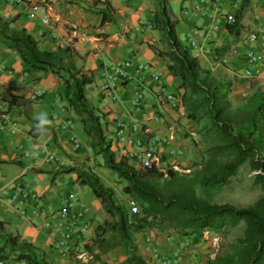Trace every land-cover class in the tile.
<instances>
[{
	"label": "crops",
	"instance_id": "0c3cea01",
	"mask_svg": "<svg viewBox=\"0 0 264 264\" xmlns=\"http://www.w3.org/2000/svg\"><path fill=\"white\" fill-rule=\"evenodd\" d=\"M104 2L109 12L102 22L97 11ZM154 7L153 0H0V16L10 20L14 29L33 36L41 50L66 49L74 65L91 74V83L84 87V97L100 117L115 161L126 159L137 170L139 167L130 154L151 148L162 168L170 166L188 172L199 160L192 145V139L196 142L194 124L184 117L181 81L170 75L169 62L152 50V47L161 48L160 32L152 21ZM168 9L175 21L180 46L196 58L201 69L231 82L229 99L250 98L254 91L264 96V59L258 76L241 75L251 68L244 58L247 50L264 56V0H168ZM227 14L235 20L231 30L228 28L231 24L224 21ZM213 25L217 27L215 30L211 29ZM192 33L195 49L185 43L186 36ZM249 33L257 34L252 46L245 42ZM117 65L129 74H134L140 65L150 70L128 83L118 81L109 95L101 93L107 68ZM152 74L160 75L165 92L172 93L175 101L165 100ZM64 90L51 74H29L17 53L0 48V161L5 162L0 164V221L9 233L37 246L52 264H120L125 259L120 248L101 255L99 261L79 262L71 252L59 254L47 245L48 237L57 239L52 226L60 223L58 232L65 231L59 212L68 193L74 194L87 210L83 223L88 229L83 238L72 233V250L90 245L96 224L108 220L91 192L75 182V174L64 173L65 169L84 164L99 177L102 173L114 179L110 171L99 166L101 159L92 156L78 119L64 103ZM36 91H41V96L34 97ZM136 98L138 102L134 103ZM40 110H46L53 120L52 128L43 138H38L34 130L33 114ZM65 120L70 122L69 131L61 130ZM8 121L16 122L13 135L8 134ZM118 123L134 124L137 131L116 139ZM169 134L172 139L168 144L152 140L167 138ZM69 135L77 140L78 150H72ZM136 141L142 143L139 148ZM40 145L48 147L55 161L43 162L38 153ZM103 184L116 192L110 184ZM118 186L120 189L121 184ZM12 187H19L27 196L19 195L16 202L8 203ZM33 209L39 212L38 216H31ZM20 210L25 211V216L20 215ZM47 221L50 223L45 227ZM206 234L210 233L205 232L200 240L193 242V237L173 233L158 236L149 231L136 235L134 243L150 264H197L199 260L202 264L204 257L200 255L214 245L203 243ZM153 235L155 239H149L145 252L140 251V243L145 244V239ZM188 244L193 248L185 251Z\"/></svg>",
	"mask_w": 264,
	"mask_h": 264
},
{
	"label": "trees",
	"instance_id": "16d2710c",
	"mask_svg": "<svg viewBox=\"0 0 264 264\" xmlns=\"http://www.w3.org/2000/svg\"><path fill=\"white\" fill-rule=\"evenodd\" d=\"M153 1L152 21L160 32L161 48L152 50L169 62L170 75L181 81L184 117L194 124L196 142L192 139V145L199 160L188 172L170 166L163 168L164 174L155 167L135 170L126 159L114 160L100 117L84 97L91 74L76 67L66 49L41 50L33 36L14 29L11 21L1 16L0 48L17 53L29 74L49 73L64 86V103L78 119L92 156L99 157L101 168L110 171L121 184L124 199L84 164L64 170L75 174V182L91 192L108 216V220L96 224L91 243L84 248L90 253L96 251L93 261L120 248L125 254L120 264H150L134 243L135 236L146 231L193 237L194 242L205 232L226 238L237 229L238 235L221 245L206 264H264V96L254 91L244 102L237 99L232 103L231 82L201 69L196 58L180 46L168 0ZM107 9L104 2L97 11L102 22L107 19ZM234 26L235 20L229 30ZM244 164L254 172L253 183L260 186V195L245 207L212 202L213 194L227 185ZM125 199L136 204V213L129 212ZM0 243V258L4 260L52 264L37 246L9 233L3 221Z\"/></svg>",
	"mask_w": 264,
	"mask_h": 264
},
{
	"label": "built area",
	"instance_id": "2783aa9c",
	"mask_svg": "<svg viewBox=\"0 0 264 264\" xmlns=\"http://www.w3.org/2000/svg\"><path fill=\"white\" fill-rule=\"evenodd\" d=\"M11 1V0H9ZM235 8V5L233 6ZM224 21L227 24H232L233 23V16L231 14L224 15ZM44 24L47 23L46 20L42 21ZM217 27L216 25H213L211 27L212 30H215ZM193 33L188 34L185 39V43L188 47L190 48H196V44L193 41ZM257 40V34L255 33H249L245 39V42L249 45H254ZM244 58L246 59L247 63L251 66L250 69L245 70L242 72V76L245 78H253L258 76L260 68L259 66L261 65L264 56L262 54L256 53L252 49H249L245 52ZM150 70L146 65H140L136 68L134 74H129L127 73L121 66H110L107 68L105 75H104V83L100 87V92L105 93L106 95H109L112 90L116 88L117 82H125L128 83L132 81L135 77L140 76L143 72H147ZM139 73V74H137ZM27 76V75H25ZM152 79L156 82V86L159 90V92L164 94V98L166 101L173 102L175 101V97L173 96L172 93L165 92V89L160 83V75L159 74H152ZM42 92L41 91H36L34 92V97H39L41 96ZM138 102V99H134V103ZM8 128V134L13 135L16 132V122L14 121H8L7 122ZM61 130L63 131H69L70 130V122L68 120H65L63 123H61ZM137 131V127L134 124L131 125H126L123 123H118L116 126L115 130V137L116 139H121L128 132L134 133ZM169 137L167 138H153V142L155 143H162V144H168V142L171 141L172 139V134L168 135ZM68 142L70 143L72 150H78L79 149V144L75 137L72 135L68 136ZM140 144H142L139 141H136L135 145L137 148H139ZM38 153L42 156L43 162L44 163H49L52 161H55V156L49 151L48 147L46 145H40L38 147ZM130 158H133L134 162L138 165L139 168H150V167H155L158 169L162 174H164V169L161 167L160 160L158 156L151 150V148H144L142 150H138L137 152L133 153L132 155L130 154ZM173 170L178 171L175 167H172ZM10 195L8 196L7 202L12 204L16 202L17 196H22L25 198L27 195L26 193L21 190L19 187H12L11 192L9 193ZM66 203L63 205L59 212L60 219L62 220V223L64 222V232L60 234L58 231L60 228V223L58 225H54L52 227L53 234L57 235V239H53V237L49 238L47 245L49 247H52L54 251L58 252L59 254L62 253H72V256L74 259H76L79 262H89L93 260L92 253L86 251L83 248H80L78 250H72V244H71V236L72 233H77L79 238H83L85 235V232L87 231L88 227L86 223H83V218L87 213L86 208L81 205L75 198L74 194L68 193L66 195ZM127 207L128 210L131 214L136 213L137 206L136 204L128 200L127 201ZM21 216H25V211L20 210L19 211ZM39 212L36 209H33L31 211V216L35 217L38 216ZM49 221L44 223L45 227L49 226ZM72 227V229H70ZM0 264H7V261L0 258Z\"/></svg>",
	"mask_w": 264,
	"mask_h": 264
},
{
	"label": "rangeland",
	"instance_id": "374dc122",
	"mask_svg": "<svg viewBox=\"0 0 264 264\" xmlns=\"http://www.w3.org/2000/svg\"><path fill=\"white\" fill-rule=\"evenodd\" d=\"M248 97L242 98V102L245 101V99H247ZM235 100H231V102L233 103ZM101 166V165H100ZM100 172V169L97 171V173ZM112 175V174H111ZM114 177V176H112ZM253 177H254V172H250L247 165L244 164L242 167L239 168L237 174L232 177L228 184L225 185L224 187H222L220 190H218L217 192H215L213 194L212 197V202L217 203V204H221V203H229L232 204L236 207H245L247 205H249L252 201H254L261 193V189L260 186L257 184L253 183ZM101 181L103 183H107L110 184L111 186H113L116 190V194L119 198H122L121 193H120V189H119V182L116 181L115 177L114 179H110L107 178L106 176H103L102 173H100V177ZM103 215V213H102ZM104 216H106L104 214ZM149 232V231H146ZM153 232V231H151ZM156 235L161 236L163 233H156L154 232ZM239 231L236 230H232L229 234V236H227L226 238L219 235V234H206L205 238L203 240V243H214V245H210L208 250L202 255H200L201 257H204L203 259V263L205 262V260H209L208 259V255H210L211 257H213L215 255V253L217 252L218 248L225 244V242L230 239L233 236L238 235ZM171 234V233H170ZM155 235V236H156ZM155 236L153 235V237H147L145 239V244L144 243H140V251H144L146 250V245L148 244V241L150 238L155 239ZM135 239V238H134ZM214 239V240H212ZM147 240V241H146ZM193 247H190V244H188V246L184 248L185 251L190 250ZM139 252V249H138ZM145 252V251H144ZM140 254V252H139ZM146 256V254H145ZM200 261L197 264H200ZM206 264V263H205Z\"/></svg>",
	"mask_w": 264,
	"mask_h": 264
},
{
	"label": "clouds",
	"instance_id": "9594fccd",
	"mask_svg": "<svg viewBox=\"0 0 264 264\" xmlns=\"http://www.w3.org/2000/svg\"><path fill=\"white\" fill-rule=\"evenodd\" d=\"M34 130L38 138H43L47 135L53 126V120L49 118L46 110H40L33 114ZM27 155V153H26Z\"/></svg>",
	"mask_w": 264,
	"mask_h": 264
}]
</instances>
